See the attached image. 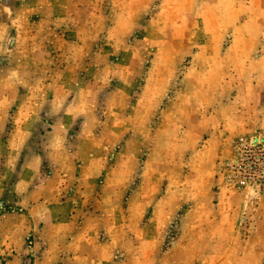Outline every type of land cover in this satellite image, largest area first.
I'll return each instance as SVG.
<instances>
[{"label": "rangeland", "instance_id": "rangeland-1", "mask_svg": "<svg viewBox=\"0 0 264 264\" xmlns=\"http://www.w3.org/2000/svg\"><path fill=\"white\" fill-rule=\"evenodd\" d=\"M0 264H264V0H0Z\"/></svg>", "mask_w": 264, "mask_h": 264}]
</instances>
